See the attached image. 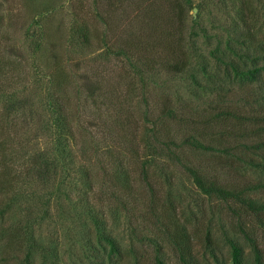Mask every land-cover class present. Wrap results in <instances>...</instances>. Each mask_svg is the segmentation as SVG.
<instances>
[{"label":"rangeland","instance_id":"1","mask_svg":"<svg viewBox=\"0 0 264 264\" xmlns=\"http://www.w3.org/2000/svg\"><path fill=\"white\" fill-rule=\"evenodd\" d=\"M223 1L183 0L188 11V47H192L194 42L202 48V56L194 58L191 69L199 78L201 86L193 83L191 73L175 77L154 74L151 78L147 77L144 86L146 91H141L138 88L141 86L139 81H135L132 86L134 77L127 79L130 70L127 69L126 61L118 54L111 53L108 46L95 51L75 42L76 23L84 20L91 26L97 24V21L91 18L96 6L94 0H0V52L8 49L10 55L18 58L21 64L19 72L23 77V80H19L21 83L18 99L25 104V108H12L10 111L14 118L20 119L31 129L29 133L33 135L32 139L39 132L38 140L14 155L18 159L14 170L18 177L17 196L6 209L4 218H1V223H6L7 229L0 236V264H111L105 258L100 244L89 241L91 236L87 226L91 224V220L82 215L85 210L80 207L83 205L74 208L73 203L66 202V156L61 149L51 152V135L55 130L45 133L46 128L51 126L46 98L53 91L50 80L53 74L52 59L60 54L66 62L67 74L71 72L72 75L75 72V77L70 79L69 85L67 84L66 95L70 94L72 97V106L80 123L78 121V145L76 146L70 137L69 150L80 156L82 166L83 163L90 167L96 165L97 172L99 166L104 167L111 160L116 145V151L126 154L127 150H122L126 147L118 143L113 146L105 131L106 125H112L115 131L120 133L123 128L120 127L121 124L126 127L125 131L128 133L131 124L129 126L130 121L126 123L125 114L121 111H127L129 107H133L138 114L137 119L143 117L141 124L144 125L148 124L151 117L144 114L150 112L149 109L155 102L160 103L161 96L172 100L177 98L181 104L196 100L192 96L195 92L207 93L212 99H216V95L220 93L218 89L222 85L225 89H233L231 99L234 103L241 104L244 109L250 105L255 106L253 102L258 98V84H253L246 76L234 75L233 79L228 78L226 74L221 73L223 66L217 67L221 63L218 58L220 55L217 53L215 57L210 53L216 47H221V52L227 53L237 64L253 67L254 54L258 55L264 50L253 47L249 49L250 53L247 45L250 42L242 45L237 41V35L227 29L234 20L233 13L223 6ZM252 1L258 7L261 6L258 0ZM124 2L129 4L126 0ZM227 3L232 5V0ZM99 6L101 12L109 15L111 23H121L125 7L118 1L110 10L106 4ZM33 16L39 24L34 23ZM123 22L126 21L123 19ZM263 22L264 18L261 23ZM121 24L124 27L125 23ZM98 27L106 30L103 23H98ZM43 30L47 34V40L43 39ZM263 34L264 29L258 33V37ZM229 47L234 49V54L229 51ZM236 50H246L252 59L246 57L239 60L235 56ZM205 64H208L210 74L204 72ZM126 72L128 74L125 76ZM129 88L136 89L130 96L124 91ZM142 94L150 99L149 106L143 101ZM24 96L29 100H25ZM248 97L250 105L245 104ZM252 98L255 99L252 101ZM12 105L19 106L15 98L0 97V107L8 108L7 106ZM165 122L175 128L174 132L179 128L173 118L170 120L167 117ZM33 145L39 149V153L45 155V159L49 158L38 168L31 165V157L28 155L29 152L33 154ZM252 155L256 161L255 165L246 164L238 156L230 158L220 151H189L183 163L188 166L197 163L211 164L210 175L217 177L222 184L234 182L233 179L237 180L241 174L244 179L264 185V146ZM223 160L230 161L229 165H224L225 168L220 164ZM147 165L151 166L157 175V188L161 195L157 207L162 212L160 211L156 220L168 221L164 216L171 217L174 220L169 224L175 234H183L182 227L193 236L195 234L196 238L191 243L192 252L205 264H233V246L240 249V264H254L260 257L259 253L264 257V226L259 224L253 214L246 213L233 202L204 195L193 185L192 178H189L183 165L172 159L158 157L155 163ZM228 169L232 172L228 173ZM74 178V183L67 178L69 188H75L78 183L82 185L83 178L79 172H75ZM0 195L6 198V193ZM77 195L79 194L74 192L72 196ZM249 196L262 205L261 210H264V187H257L249 192ZM145 197L151 200L148 191ZM104 200L103 196H98L96 202L102 204ZM171 202H174V209L170 207ZM109 203L108 201V205H103V215L99 216L105 219L107 225L103 231L112 234L122 249L129 251L127 258L119 264H152L151 255L155 252V247L151 242L155 239L157 231L155 233L151 222L139 217L141 219L132 223L126 214L121 215L118 212L120 215H115V208ZM261 215L264 217V211H261ZM239 223L244 226L250 237L241 233ZM20 229L23 232L19 233ZM208 235L212 244H207ZM162 259L166 264H180L170 249Z\"/></svg>","mask_w":264,"mask_h":264},{"label":"trees","instance_id":"2","mask_svg":"<svg viewBox=\"0 0 264 264\" xmlns=\"http://www.w3.org/2000/svg\"><path fill=\"white\" fill-rule=\"evenodd\" d=\"M116 1L125 7L124 15L120 19L121 23H125L124 27L121 23H111L109 15L99 10V5L105 4L109 6L110 10ZM124 1L94 0L93 3L96 6L91 18L96 20L97 24L91 26L84 20L76 23L74 26L75 42L95 51L108 46L111 53L118 54L121 59L126 61L127 69L130 72L129 74L126 72L125 76L128 74L127 79L134 77L132 86L136 83L135 81H139L141 86L138 88L141 91H146L144 86L147 77L151 78L154 74L175 77L191 73L193 83L200 87L199 78L192 73L191 69L194 58L202 56V48L196 46L194 42L192 47H188L186 23L188 11L183 0H126L129 2L128 6ZM227 1L224 0L222 4L234 15H232L234 23L227 29H231L230 31L237 35L235 38L242 45H245L247 41L250 42L247 44L248 50L253 47L264 49V34L258 37V33L264 29V22L261 23L264 18L262 15L264 13L263 0H258L261 3L259 7L252 0H238L239 2L232 0V5H228ZM159 4L162 7L156 6ZM123 19L126 22H123ZM33 21L35 24H39L35 16H33ZM98 23H103L106 30L100 29ZM45 38L47 40L46 32L43 36V39ZM228 49L232 54L235 53L233 48L229 47ZM221 51V47L210 51L215 57H217V53L220 55L218 58L221 63L217 67L223 66L221 73L226 74L230 79H233L234 75L246 76L250 82L258 84L259 94L253 102L254 107L250 105L249 97L245 104L250 107L244 109L241 104L234 103L231 99L233 89H225L223 85L218 89L220 93L216 95V99H212L210 94L195 92L192 93V96L196 100L181 104L178 103L177 98L172 100L161 96L160 103L155 102L149 109L150 112L144 114L151 116L148 124L144 125L141 124L143 117L140 116L137 119L136 115L138 114L133 110V107H129L127 111L122 110L121 112L125 114L126 123L130 121L131 130L126 133V127L120 124V127H123L120 133L116 132L112 125H106L105 131L113 146L118 143V145L126 147V149H122L123 151L127 150L126 154L116 151V145L111 160L106 163V166H99L97 172L95 171L96 165L90 167L83 163L84 166H82L80 156L69 150L71 147L70 137L75 141L74 144L78 145V121L80 123L72 106L73 99L70 94L66 95L67 84L69 85L70 79L75 77V72L72 75L71 72L67 74L66 62L63 61L60 54L52 59L53 74H50V80L53 91L46 98L51 126L46 128L45 133L55 130L53 134L51 132V142H53L51 152L61 149V152H64L66 156L65 170L66 185L68 186H66V202L73 203L72 207L74 208L83 205L80 207L85 210L82 215L91 220V224L87 226L91 236L89 241L100 244L105 258L111 264H119L124 261L129 251L126 252L122 249L112 234L103 231L107 225H105V219L99 215L103 212L101 209H104L103 205H108V201L115 208V212H113L117 216L120 215L118 213L120 212L121 215H128L132 223L141 219L139 217L151 222L155 233L157 231L155 239L151 242L155 247V252L151 255L152 264H166L162 257L167 254L169 249L175 253L180 264H205L192 252L191 243L196 237L195 234L193 236L188 233L185 227H182L184 224L181 226L183 234L177 235L169 224L173 222V218L164 216L169 220H156L160 211L162 212L157 207L161 195L157 188V175L147 164L155 163L158 157H166L180 163L189 178H192L193 185L204 195L237 204L246 213L253 214L259 224L264 226V217L261 215V211H264L261 210L262 205L249 196V192L257 187L263 188L262 183L244 179L240 174L237 180L233 179L234 182L222 184L217 177L210 175L211 164L197 163L188 166L183 163L189 151H220L230 158L238 156L246 164L255 165L256 161L252 154L264 146V141H262L264 135V50H261L259 56L256 55L257 53L254 54V59L246 50L238 52L236 50L235 56L239 60L246 57L252 59L255 65L253 67L239 65L227 53L224 54ZM9 53L8 49L0 52V97L15 98V102H18L19 106H7L9 109L0 107V193H6V198H2L0 195V236L7 229L6 223H1V218H4L6 209L11 206L17 196L16 185L18 182L16 181L18 177L14 170L18 159L14 156L15 152L21 153L39 138L38 132V135L32 139L33 135L29 133L31 129H28L20 119L14 118L10 111L12 108H14L12 110L25 108V104L18 99L21 83L19 80H23L19 72L21 64L16 56ZM260 62L263 64L259 65ZM203 70L207 74L211 73L208 64L203 65ZM209 77L211 78V75ZM124 91H127L130 96L136 89L129 88ZM142 95L143 101L149 106L148 100L150 99L144 94ZM24 98L29 100L26 96ZM253 99L255 98H252V101ZM167 117L170 120L173 118L178 123L179 128L175 132L174 127L166 124ZM54 138H56L55 141ZM33 146V154L29 152L28 155L31 157V165L38 168L49 158L45 159V155L39 153V149H36L35 145ZM223 161L220 163L222 167L230 162ZM75 172L81 174L83 183H81L82 185L76 184V187L72 189V187L69 188L67 178H70L74 183ZM230 172L232 170L228 169V173ZM146 191L150 193L151 200L145 197ZM74 192L79 195L73 197ZM98 196L105 198L102 204L96 202ZM171 206L173 209L175 208L174 202L170 203ZM118 208L121 210L118 211ZM239 224L241 233L250 237L244 226ZM20 232L23 231L20 229ZM206 240L207 244H212L209 235ZM259 256L254 264H264V257L261 253ZM232 259L233 264H240V249L236 246H233Z\"/></svg>","mask_w":264,"mask_h":264}]
</instances>
